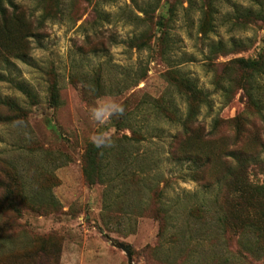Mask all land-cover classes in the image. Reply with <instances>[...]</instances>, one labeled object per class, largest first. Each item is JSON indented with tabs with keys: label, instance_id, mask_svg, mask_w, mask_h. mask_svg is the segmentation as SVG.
Instances as JSON below:
<instances>
[{
	"label": "rangeland",
	"instance_id": "rangeland-1",
	"mask_svg": "<svg viewBox=\"0 0 264 264\" xmlns=\"http://www.w3.org/2000/svg\"><path fill=\"white\" fill-rule=\"evenodd\" d=\"M259 57L264 0H0V264H264Z\"/></svg>",
	"mask_w": 264,
	"mask_h": 264
},
{
	"label": "trees",
	"instance_id": "trees-1",
	"mask_svg": "<svg viewBox=\"0 0 264 264\" xmlns=\"http://www.w3.org/2000/svg\"><path fill=\"white\" fill-rule=\"evenodd\" d=\"M248 14H252V12H249ZM2 16L5 17V15H2ZM218 46L219 45H217V46L213 45L211 47V48H213L212 54L215 53L217 49H219ZM263 60L264 59L262 57H259V59L240 58L237 60H233L232 63H230V64H238L240 66V68H242L243 70H245L247 72H254V74H256V73L261 71V69H262L261 67L263 66V63H264ZM230 64H227L225 66H229ZM184 83L186 84V86H185L186 93L193 95L196 98L197 97L199 98L196 101V103L193 102V103H190L188 105L189 115L191 116V118H194L198 114V111H199L198 109H199L200 105L207 101V97L204 94V91L199 89L191 80L185 79ZM215 85L221 89V87L219 86V85H221V83L218 79H217V81H215ZM186 133H188V131H185V134ZM239 144L240 143L235 144L234 146H232L230 148L229 151H225V155L228 157H235V155H236L239 158H245L246 155L243 153V151H241ZM179 151H180V153H183L185 155V158L190 157L195 163H197V160L200 157L198 152H196L195 150H193V151L184 150L183 151L180 149ZM102 152H103V149L97 148L95 146L87 149V153L85 156V166H84L83 174H84L86 182L89 185L104 183V174H103L104 155L102 154ZM171 154H172V156L178 155V154H173V153H171ZM239 178H243V174ZM239 185L236 186V188H234L232 190L233 194H236V195H238V194L243 195L244 194L243 186L242 185L239 186ZM233 201L236 205V208H239V202L235 199ZM256 216L260 218L259 220H263V219H261L262 215H256ZM245 218H247V217H245ZM42 257L44 260L41 259V261H43V262H41V264H46L47 263V257H49L47 252L45 254H43Z\"/></svg>",
	"mask_w": 264,
	"mask_h": 264
},
{
	"label": "clouds",
	"instance_id": "clouds-1",
	"mask_svg": "<svg viewBox=\"0 0 264 264\" xmlns=\"http://www.w3.org/2000/svg\"><path fill=\"white\" fill-rule=\"evenodd\" d=\"M122 111H123L122 108H120L118 105L113 104V105L108 106L107 111L99 109V108L92 109V116L96 121L103 123V117L105 115H110L112 112H122ZM91 140L95 144L96 147L108 146L106 134L93 136L91 137Z\"/></svg>",
	"mask_w": 264,
	"mask_h": 264
},
{
	"label": "water",
	"instance_id": "water-1",
	"mask_svg": "<svg viewBox=\"0 0 264 264\" xmlns=\"http://www.w3.org/2000/svg\"><path fill=\"white\" fill-rule=\"evenodd\" d=\"M120 248L126 253L128 259H129V263H131V247L130 246H125V245H121Z\"/></svg>",
	"mask_w": 264,
	"mask_h": 264
}]
</instances>
